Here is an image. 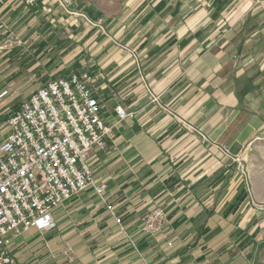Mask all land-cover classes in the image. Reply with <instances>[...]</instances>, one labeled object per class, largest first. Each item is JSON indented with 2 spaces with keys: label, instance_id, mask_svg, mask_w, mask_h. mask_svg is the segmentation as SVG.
Instances as JSON below:
<instances>
[{
  "label": "crops",
  "instance_id": "1",
  "mask_svg": "<svg viewBox=\"0 0 264 264\" xmlns=\"http://www.w3.org/2000/svg\"><path fill=\"white\" fill-rule=\"evenodd\" d=\"M160 1L143 6L135 0L123 8L121 0L97 2L101 18L88 29L82 73L93 77L108 125L115 122L117 105L130 116L113 128L105 150L91 153L90 166L96 182L106 186L103 201L121 212L128 231L137 229L135 220L147 211L166 209L169 228L162 238L170 254L149 264H229L242 253L250 258L248 247L262 244L264 231L247 227L252 215L240 210L246 204L236 195L242 184L223 149H235L264 125V5L237 0L213 9ZM143 11L155 24L148 37L139 31L116 36ZM158 27L163 32L155 35ZM173 29L177 35L171 36ZM115 40L120 52L111 51ZM147 44L149 52H142ZM77 196L69 200L71 213L82 198ZM96 212H87L85 221L75 218V231L22 232L9 248L19 264H61L39 258V240L70 236L76 255L69 264H109L90 259L113 244L112 227ZM58 217L56 209L55 224ZM83 223L88 231L78 230ZM235 251L240 254L227 259Z\"/></svg>",
  "mask_w": 264,
  "mask_h": 264
},
{
  "label": "rangeland",
  "instance_id": "2",
  "mask_svg": "<svg viewBox=\"0 0 264 264\" xmlns=\"http://www.w3.org/2000/svg\"><path fill=\"white\" fill-rule=\"evenodd\" d=\"M98 1L90 0L89 5L80 8L86 18L64 13L53 0L39 2L29 10H23L16 5L0 8V46L3 47L0 50V142L9 134L5 119L32 90L48 79L66 76L70 72L84 71L81 68L85 62V41L89 35L88 29L94 24L99 25L98 19L101 18L100 11L96 10ZM134 1L121 0L120 4L123 8ZM153 1L139 0L143 6H148ZM167 1L183 5L208 4L210 7L213 6V9L217 8L219 3L231 5L237 3V0ZM253 1L258 5H264V0ZM129 14L128 20L132 17V13ZM144 14L143 11L135 20L131 19L128 28L119 30L116 36L128 37V35H136L139 31V37H148L155 30L152 27L154 22L147 21L148 13L145 16ZM162 28L157 29L155 35L162 34ZM106 30L109 31V28ZM175 34L177 35V30L173 29L171 36ZM11 38L12 42L6 43ZM119 42L120 40H115L112 43L111 51L120 52ZM132 44L135 48L138 46L135 42ZM143 46L141 45V48ZM142 52H149V44L142 49ZM149 94L150 91L147 92L148 96ZM262 126L252 137L241 144L238 143L235 149H223L224 157L230 161L231 174L235 175L236 182L242 184L237 192L243 190L241 198L246 199V204H243L240 210L246 213L247 218L252 215V220L247 223V227L249 224L252 226L250 231H264V125ZM93 179L95 186L102 185L96 182L94 173ZM77 195L82 198L77 200L79 204L71 213L69 200ZM105 196L106 186L102 193L96 192L95 187L91 186L73 195L57 208L59 219L55 227L48 231H64V233L75 231L73 224L75 218H78V221H85L90 217L86 214L87 212L92 213L97 210L103 220L107 221L105 225H110L111 231H114L110 233V243L113 242V244L102 252L96 250L91 254L90 259L105 258L109 264H149V262L155 263L165 259L170 254V247L164 244V238H162L169 228V218L163 206L158 205L142 214L141 219L135 220L134 223L137 225L135 229L137 231H128L125 227L128 221L120 216L121 212L117 214L112 205L103 201ZM154 210L161 211L163 215L161 219H157L156 229H151L148 227V218ZM100 222L102 221L96 218V223ZM114 223L115 226H113ZM78 226H80L77 227L79 231H88L85 223ZM54 239L58 240V236L46 234L39 240L40 246L36 251L39 258L45 260L51 257V259L60 260L61 264L74 261L76 252L69 245L71 237H62L60 241H54ZM45 243L49 245L47 250ZM254 245L257 248L249 246L247 250L251 253L250 258L241 251L244 256L235 257L229 264H264V242L262 244L255 242ZM239 254L237 251L230 252L226 257L228 259Z\"/></svg>",
  "mask_w": 264,
  "mask_h": 264
},
{
  "label": "built area",
  "instance_id": "3",
  "mask_svg": "<svg viewBox=\"0 0 264 264\" xmlns=\"http://www.w3.org/2000/svg\"><path fill=\"white\" fill-rule=\"evenodd\" d=\"M42 1L0 0V8L29 10ZM53 1L64 13L85 17L77 8L85 0ZM92 82L86 72L48 79L5 119L9 134L0 142V264H19L9 248L13 237L32 228L53 229V212L65 201L91 186L98 193L105 189L94 185L88 159L94 150L107 148L113 128L130 114L117 105L115 122L108 125ZM162 215L152 211L148 227L156 229Z\"/></svg>",
  "mask_w": 264,
  "mask_h": 264
},
{
  "label": "trees",
  "instance_id": "4",
  "mask_svg": "<svg viewBox=\"0 0 264 264\" xmlns=\"http://www.w3.org/2000/svg\"><path fill=\"white\" fill-rule=\"evenodd\" d=\"M160 3H161V2H160ZM160 3H159V4H160ZM241 188H242V187H240V189H241ZM242 193H243V190H239V191L237 192V194H236V195H237V199H239V198L243 195Z\"/></svg>",
  "mask_w": 264,
  "mask_h": 264
}]
</instances>
